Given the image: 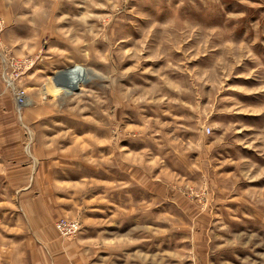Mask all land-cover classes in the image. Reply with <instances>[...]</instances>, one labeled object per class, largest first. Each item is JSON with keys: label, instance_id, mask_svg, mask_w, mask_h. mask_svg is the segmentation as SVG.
Returning a JSON list of instances; mask_svg holds the SVG:
<instances>
[{"label": "rangeland", "instance_id": "374dc122", "mask_svg": "<svg viewBox=\"0 0 264 264\" xmlns=\"http://www.w3.org/2000/svg\"><path fill=\"white\" fill-rule=\"evenodd\" d=\"M0 264H264V0H0Z\"/></svg>", "mask_w": 264, "mask_h": 264}, {"label": "built area", "instance_id": "2783aa9c", "mask_svg": "<svg viewBox=\"0 0 264 264\" xmlns=\"http://www.w3.org/2000/svg\"><path fill=\"white\" fill-rule=\"evenodd\" d=\"M15 94H16V99L18 100V102L22 103L23 96L21 95V92L18 91ZM206 130L209 132L210 128L208 127L206 128ZM55 226H56L57 232L60 234H64L65 236L75 233L77 229L79 228V224L76 220L66 221L64 219H59L58 221H56ZM63 228L65 229L64 232H62Z\"/></svg>", "mask_w": 264, "mask_h": 264}, {"label": "bare ground", "instance_id": "6f19581e", "mask_svg": "<svg viewBox=\"0 0 264 264\" xmlns=\"http://www.w3.org/2000/svg\"><path fill=\"white\" fill-rule=\"evenodd\" d=\"M80 71V70H79ZM80 73V72H79ZM77 76H79V79L77 78V80H80L82 76H80L79 74H76ZM83 80V79H82ZM62 87H55L56 90H61Z\"/></svg>", "mask_w": 264, "mask_h": 264}]
</instances>
